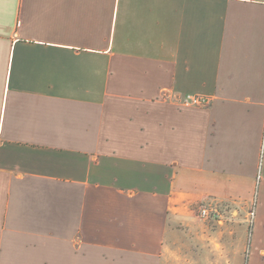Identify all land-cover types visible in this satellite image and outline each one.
<instances>
[{"label":"crops","instance_id":"obj_1","mask_svg":"<svg viewBox=\"0 0 264 264\" xmlns=\"http://www.w3.org/2000/svg\"><path fill=\"white\" fill-rule=\"evenodd\" d=\"M263 141L264 0H0V264H264Z\"/></svg>","mask_w":264,"mask_h":264},{"label":"built area","instance_id":"obj_2","mask_svg":"<svg viewBox=\"0 0 264 264\" xmlns=\"http://www.w3.org/2000/svg\"><path fill=\"white\" fill-rule=\"evenodd\" d=\"M210 98L202 96H188L183 104L188 107H207L210 105ZM264 152V141L262 145V153ZM255 203V202H254ZM226 203L216 199L206 200L198 206V216L204 221L212 222L216 224L225 223L226 217ZM256 217V203L249 211V217L247 221L253 224Z\"/></svg>","mask_w":264,"mask_h":264},{"label":"rangeland","instance_id":"obj_3","mask_svg":"<svg viewBox=\"0 0 264 264\" xmlns=\"http://www.w3.org/2000/svg\"><path fill=\"white\" fill-rule=\"evenodd\" d=\"M253 203H251V205L249 206V208H248V210L249 211H251V209L253 208V206L255 205V203L257 204V202H258V199H257V197L255 196V198L253 199V201H252ZM255 202V203H254ZM226 217H227V219H226V221H225V223L228 221V222H234L235 220H237V221H241V217L239 216L238 218H236V219H234L233 218V214H232V212H233V210H234V208L233 207H231V206H229V205H227L226 204ZM197 210H198V208L196 209V216L199 218V216H198V213H197ZM248 217H249V214H248V216L247 217H245L244 219L246 220V218L248 219ZM202 222H204L206 225H208L209 227H211V228H216V227H218L219 225L218 224H216V223H212V222H207V221H204V220H202L201 218H199ZM245 223L246 224H249V228H250V231H251V229H252V225L253 224H250L248 221H245Z\"/></svg>","mask_w":264,"mask_h":264}]
</instances>
